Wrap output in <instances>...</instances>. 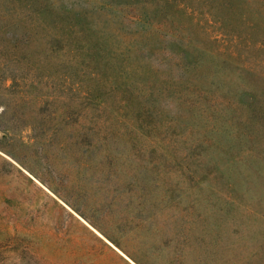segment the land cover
<instances>
[{
	"label": "rangeland",
	"instance_id": "obj_1",
	"mask_svg": "<svg viewBox=\"0 0 264 264\" xmlns=\"http://www.w3.org/2000/svg\"><path fill=\"white\" fill-rule=\"evenodd\" d=\"M0 264H264V0H0Z\"/></svg>",
	"mask_w": 264,
	"mask_h": 264
}]
</instances>
